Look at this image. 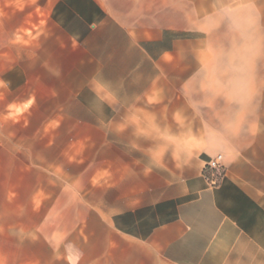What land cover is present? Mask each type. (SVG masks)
<instances>
[{
	"label": "crops",
	"instance_id": "0c3cea01",
	"mask_svg": "<svg viewBox=\"0 0 264 264\" xmlns=\"http://www.w3.org/2000/svg\"><path fill=\"white\" fill-rule=\"evenodd\" d=\"M32 2L73 59L47 74L126 145L33 149L29 264H264V0Z\"/></svg>",
	"mask_w": 264,
	"mask_h": 264
},
{
	"label": "rangeland",
	"instance_id": "374dc122",
	"mask_svg": "<svg viewBox=\"0 0 264 264\" xmlns=\"http://www.w3.org/2000/svg\"><path fill=\"white\" fill-rule=\"evenodd\" d=\"M35 19L33 2L0 0V264H29L34 259L27 233L33 219L26 209L34 187L27 170L33 149L126 145L124 137L107 136L90 115L77 114V107L69 104L72 91L47 74L46 69L73 59L49 54L43 42L34 40ZM50 87H56L59 97L54 102L59 105L28 103L34 93L43 101Z\"/></svg>",
	"mask_w": 264,
	"mask_h": 264
},
{
	"label": "built area",
	"instance_id": "2783aa9c",
	"mask_svg": "<svg viewBox=\"0 0 264 264\" xmlns=\"http://www.w3.org/2000/svg\"><path fill=\"white\" fill-rule=\"evenodd\" d=\"M202 174L208 187H217L224 174L221 156L218 155L206 161L203 166Z\"/></svg>",
	"mask_w": 264,
	"mask_h": 264
}]
</instances>
